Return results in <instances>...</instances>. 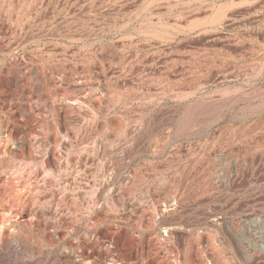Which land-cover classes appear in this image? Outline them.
<instances>
[{
    "label": "rangeland",
    "instance_id": "374dc122",
    "mask_svg": "<svg viewBox=\"0 0 264 264\" xmlns=\"http://www.w3.org/2000/svg\"><path fill=\"white\" fill-rule=\"evenodd\" d=\"M0 226V264H264V0H0Z\"/></svg>",
    "mask_w": 264,
    "mask_h": 264
},
{
    "label": "bare ground",
    "instance_id": "6f19581e",
    "mask_svg": "<svg viewBox=\"0 0 264 264\" xmlns=\"http://www.w3.org/2000/svg\"><path fill=\"white\" fill-rule=\"evenodd\" d=\"M1 203H3V202H1ZM12 222V221H11ZM16 224V223H15ZM11 225V224H10ZM1 227V226H0ZM14 228H15V226H13ZM9 231V230H8ZM9 234V233H8ZM1 236V235H0Z\"/></svg>",
    "mask_w": 264,
    "mask_h": 264
}]
</instances>
